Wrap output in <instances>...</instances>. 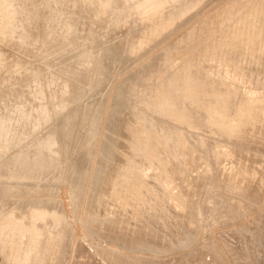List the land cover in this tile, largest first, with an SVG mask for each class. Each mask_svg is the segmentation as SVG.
I'll return each instance as SVG.
<instances>
[{"label":"bare ground","instance_id":"bare-ground-1","mask_svg":"<svg viewBox=\"0 0 264 264\" xmlns=\"http://www.w3.org/2000/svg\"><path fill=\"white\" fill-rule=\"evenodd\" d=\"M260 79L264 0H0L1 264H33L52 254L43 242L75 241L65 221L125 250L179 252L199 230L211 161L216 183L264 200ZM61 192L69 199L50 200ZM220 196L217 215L253 205ZM240 240L248 247L227 252L234 264H263L258 237ZM207 250L203 264L223 260ZM176 255L137 261L183 264Z\"/></svg>","mask_w":264,"mask_h":264},{"label":"rangeland","instance_id":"rangeland-1","mask_svg":"<svg viewBox=\"0 0 264 264\" xmlns=\"http://www.w3.org/2000/svg\"><path fill=\"white\" fill-rule=\"evenodd\" d=\"M236 20L237 21L233 23V26L235 23L238 22L239 18ZM244 74L245 76L240 74L239 77L237 78H240V79L246 78L244 79V82L246 81V85H247V79L248 77H250V75H249V72L248 73L244 72ZM259 82H260V85H263L264 83L262 79H260ZM244 86L245 85H243V83L238 80L237 90L240 91ZM237 96L238 95L234 93L230 95L228 106L230 108V105H231L232 111H234V108L238 107L239 105V102H237L236 104ZM204 105H207V102H205ZM185 114L186 116H192L193 112L192 111L189 112L186 109ZM193 118L195 117L189 118V122ZM205 138L210 144L212 143L217 144L219 142L221 146L226 145L225 147H231L233 145V143L226 142V140L221 141L220 138H212V137H205ZM248 151L253 154L260 152L258 150H253V151L248 150ZM211 164H212V170H213L212 177L214 181H212L211 183H207L208 185L204 186L201 180H203L205 176L209 178V171L207 172V170L204 171L205 175L199 176V181L202 183V186L204 187L203 192H202V197L198 205V212L200 215L199 216L200 226H199V230L195 232V234L193 235L195 237V240L192 243H190L187 248L179 252H172L169 254H164L162 256L155 255L153 254V252L149 253L148 251L141 252V251H136V250L127 249V248H126L127 250H125L124 248H122L123 246L122 244H118L117 242L111 241V240H103L101 236L97 234H91V232L95 230V228H93L91 225H86V224L80 225V223L77 222L75 227L72 226L71 228H69L67 225V221H65L64 224H66V227L70 229L68 233L69 234H72V232L77 233V234H74L76 238L75 241H72L71 236L69 237L70 241L67 240L66 239L67 235H65L64 238H62L58 242H54L53 244L50 241L43 242L42 245L47 249L50 247V245H52V254L51 256L42 255L40 257V260H34L33 264H114L113 261H115L119 257L120 254L127 255L126 259H129V262H130L129 264H136V262H138L137 260L144 261L146 259L145 261H148V259H150V257L152 256H156L162 260H163V257L170 256V259H171V258H174L172 256H177L176 255L177 253L185 254L184 255L185 262L183 264H203L204 260H202V257L205 256L206 254L204 253V255L203 254L200 255V253L198 252L200 248L202 250H207V247L203 246V243L211 247L210 249H208L209 251L217 252V254H219L220 252V254H222L221 256L223 260L218 261L219 264H234V257L228 255V253H233V252L229 251L228 249L229 247H232V248L236 247L239 249V248H242L243 246L247 248L248 244L244 242L242 244L238 243L241 241L240 240L241 237L245 238L247 241L248 238L252 236V233H253L255 234V236L258 237L257 241L263 243L264 245V235H258L259 234L258 231L260 229H262L264 232V200H262L259 203L251 202L250 200H248L249 198L246 196L247 193L245 191H244L245 194L241 192H239V194H241V196L247 199H244L240 195L234 193V191L236 190L234 189L233 191V188L232 187L230 188V186L227 183L223 182L224 185L220 184L221 181H219V183H216V181L218 182V180H217V174L215 173L216 171L215 164L214 162L212 163V161H211ZM223 188H227L228 190L232 192L228 190H223ZM220 194H228L234 197H238L239 203L242 200H245L250 203H253V205L251 204L250 207L245 206V205H239L238 206L239 208L237 209V211H229V210H224L221 208L217 215L214 212L213 207L217 206L216 202L218 198L215 196L218 195L219 197H221ZM212 195H215V196L210 198L209 201L206 202L208 198ZM65 198L69 199V197L67 196V193L61 192V193H58V195H55V197H50V200L51 201L63 200V199L65 200ZM31 201H32V204L34 205V203L36 202V199L32 198ZM48 201H49V197L41 198V202L43 203H48ZM206 207H211V208L209 211L205 212L204 209ZM65 208H66V213L70 214V206L67 205ZM246 208L249 209L247 212L243 213L242 215H236L238 212H243V209L245 210ZM86 211H87V208L84 209V212ZM193 211L195 212V208L194 210H192V213ZM230 217L233 220L229 221ZM234 217H236V219H234ZM48 222H49L48 228L49 230H52V225L54 224V218L50 216V213L48 217ZM250 224L255 229L251 233L248 232ZM243 233H245V235ZM193 236H191V238ZM261 250L264 251V246H263V249ZM191 255L193 257H191ZM3 256L4 255H2L0 252V264L3 261ZM254 262L255 264H261L258 257L256 261ZM175 263H176L175 261L171 260L170 264H175ZM209 263H211L210 259L208 263H204V264H209ZM177 264H181V263H177Z\"/></svg>","mask_w":264,"mask_h":264}]
</instances>
